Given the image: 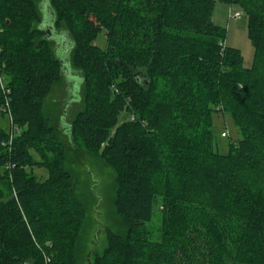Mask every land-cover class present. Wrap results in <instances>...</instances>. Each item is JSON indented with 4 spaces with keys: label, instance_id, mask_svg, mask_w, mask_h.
<instances>
[{
    "label": "trees",
    "instance_id": "16d2710c",
    "mask_svg": "<svg viewBox=\"0 0 264 264\" xmlns=\"http://www.w3.org/2000/svg\"><path fill=\"white\" fill-rule=\"evenodd\" d=\"M218 1L248 17L253 67L213 22L217 0H0V264H79L51 28L82 76L69 142L116 173L125 231L95 264H264V0ZM227 114L240 137L223 152Z\"/></svg>",
    "mask_w": 264,
    "mask_h": 264
},
{
    "label": "rangeland",
    "instance_id": "374dc122",
    "mask_svg": "<svg viewBox=\"0 0 264 264\" xmlns=\"http://www.w3.org/2000/svg\"><path fill=\"white\" fill-rule=\"evenodd\" d=\"M41 6L46 23L53 28L47 1H44ZM237 11L242 13V17L240 19L230 18V13ZM212 19L216 25L226 29L227 45L242 52L244 67H253L255 48L249 37L248 17L245 13L237 6H230L217 0ZM52 28L55 52L65 63L62 84L56 87L47 101V105L53 109L58 108L55 109L54 125L62 133L64 141L68 142L70 162H67V167L74 170L73 172L77 178V195L86 207V219L80 234L77 251L79 264H95V255L101 254L108 245L109 233H122L125 231L123 220L116 212L114 205L117 191L116 173L101 158L81 151L73 140L69 142L67 135L69 125L76 112L83 107L81 82L76 81L78 79L82 80V76L69 63V37L65 33H56ZM99 40L100 45L105 46V34L102 33ZM124 120L125 114L121 116L120 122ZM0 123L8 131L11 130L7 118L1 117ZM215 123L217 131H222V133L228 131L230 135V137H225H229L228 139L223 138L221 146V151L226 152L228 143L236 141L240 137L239 131L230 114L225 117L222 115L216 116ZM37 173L42 178L48 175L45 170H37Z\"/></svg>",
    "mask_w": 264,
    "mask_h": 264
},
{
    "label": "built area",
    "instance_id": "2783aa9c",
    "mask_svg": "<svg viewBox=\"0 0 264 264\" xmlns=\"http://www.w3.org/2000/svg\"><path fill=\"white\" fill-rule=\"evenodd\" d=\"M241 17H242V13L240 11L230 13V18L240 19ZM131 119L134 120L135 118L132 117ZM223 135L224 136L228 135V131L223 132Z\"/></svg>",
    "mask_w": 264,
    "mask_h": 264
}]
</instances>
